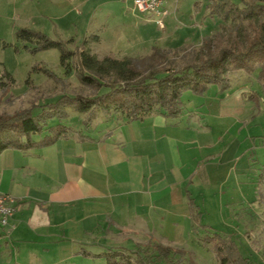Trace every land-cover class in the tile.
Instances as JSON below:
<instances>
[{"label":"crops","instance_id":"crops-1","mask_svg":"<svg viewBox=\"0 0 264 264\" xmlns=\"http://www.w3.org/2000/svg\"><path fill=\"white\" fill-rule=\"evenodd\" d=\"M249 83L233 82L235 95L207 114L195 102L178 118L100 117L84 126L87 133L0 153V194L15 199L0 228V264H85L111 247H175L179 227L196 232L191 202L200 220L206 197L213 200L239 170L249 138L239 126L259 107ZM247 153L243 147L241 160Z\"/></svg>","mask_w":264,"mask_h":264},{"label":"rangeland","instance_id":"rangeland-1","mask_svg":"<svg viewBox=\"0 0 264 264\" xmlns=\"http://www.w3.org/2000/svg\"><path fill=\"white\" fill-rule=\"evenodd\" d=\"M210 4L211 0H167L168 14L160 29L152 13L134 10L133 0H0V40L10 45L0 48V66L16 81L12 89L0 90V115L11 116L30 109L34 103L43 105L63 95L94 94L93 89L79 82L74 70L67 76L58 49L30 52L16 39L17 31L41 33L52 41L73 40L68 46L73 52L86 43L98 58L150 57L155 64L167 67L164 59L154 53L153 48L158 47L174 59L177 68H182L183 56L200 52L207 37L213 40L217 34H226L219 18L209 14ZM229 80L231 87L226 91L211 86L203 95L185 92L182 100L189 103L188 107L196 102L199 111L207 114L217 101L235 95L239 89L235 85L244 86L251 80L253 91H260L259 85L242 72L230 74ZM38 111L35 108L33 112ZM85 119L71 111L64 124L87 133L82 122ZM226 124L229 120H222V126ZM239 129L249 136L248 143L238 151L239 170L213 200L206 197L200 209L203 215L199 223L210 229L198 227L192 232L187 226L179 227L173 244L196 264H217L212 244L205 243L206 236L214 233L231 238L253 264H264V177L259 176L264 165V106H259L255 116ZM243 147L248 153L241 160ZM84 260L88 261L85 264H104L97 257Z\"/></svg>","mask_w":264,"mask_h":264},{"label":"trees","instance_id":"trees-1","mask_svg":"<svg viewBox=\"0 0 264 264\" xmlns=\"http://www.w3.org/2000/svg\"><path fill=\"white\" fill-rule=\"evenodd\" d=\"M208 8L209 14L225 26L226 34H217L213 40L207 37L200 52L183 56L182 68H177L174 59L158 47L153 48L154 53L164 59L167 67L155 64L150 57L98 58L86 43L73 52L68 48L73 40L52 41L41 33L17 31L16 39L30 52L58 49L67 76L74 70L79 82L93 89L94 94L63 95L43 105L34 103L30 109L11 116L0 115V153L7 149H41L62 138L80 135L64 124L71 111L86 117L85 127L100 117L122 122L151 114L178 118L186 110L182 100L185 92L203 95L211 86L228 90L229 76L235 72L244 73L259 85L260 91H252L249 99L257 106L264 104V0H211ZM9 46L0 40V48ZM0 67V90L12 89L15 79ZM35 108L40 109L36 114ZM260 172L259 176L264 177V165ZM190 207L194 225L208 229L198 223L200 213L193 201ZM205 243L212 244L217 264H253L229 237L214 233L206 236ZM99 256L105 264H196L183 250L158 242L137 244L133 249L111 247Z\"/></svg>","mask_w":264,"mask_h":264},{"label":"built area","instance_id":"built-area-1","mask_svg":"<svg viewBox=\"0 0 264 264\" xmlns=\"http://www.w3.org/2000/svg\"><path fill=\"white\" fill-rule=\"evenodd\" d=\"M167 0H133V8L139 13L150 12L155 16L154 22L164 28V19L167 17L165 10ZM15 212V199L10 195L0 194V228H5Z\"/></svg>","mask_w":264,"mask_h":264}]
</instances>
